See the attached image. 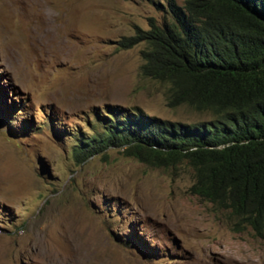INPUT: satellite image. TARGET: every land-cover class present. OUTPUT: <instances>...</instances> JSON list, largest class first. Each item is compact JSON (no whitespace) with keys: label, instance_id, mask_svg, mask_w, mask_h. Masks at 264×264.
Here are the masks:
<instances>
[{"label":"rangeland","instance_id":"rangeland-1","mask_svg":"<svg viewBox=\"0 0 264 264\" xmlns=\"http://www.w3.org/2000/svg\"><path fill=\"white\" fill-rule=\"evenodd\" d=\"M168 17L165 0H0V264H264V234L191 194L186 161L72 156L107 105L209 117L168 106L139 73L143 44H117Z\"/></svg>","mask_w":264,"mask_h":264},{"label":"trees","instance_id":"trees-1","mask_svg":"<svg viewBox=\"0 0 264 264\" xmlns=\"http://www.w3.org/2000/svg\"><path fill=\"white\" fill-rule=\"evenodd\" d=\"M168 18L117 40L142 43L140 75L170 107L209 115L182 123L105 107L101 131L72 144L76 162L107 147L152 166L186 161L191 194L227 211L233 229L264 234V0H165Z\"/></svg>","mask_w":264,"mask_h":264}]
</instances>
